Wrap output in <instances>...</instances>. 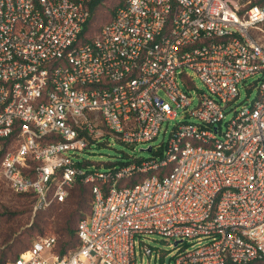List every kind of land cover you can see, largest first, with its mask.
Returning a JSON list of instances; mask_svg holds the SVG:
<instances>
[{"label":"built area","instance_id":"obj_1","mask_svg":"<svg viewBox=\"0 0 264 264\" xmlns=\"http://www.w3.org/2000/svg\"><path fill=\"white\" fill-rule=\"evenodd\" d=\"M263 1L128 0L83 42L92 0H0V182L35 194V213L78 181L93 193L77 250L60 257L41 236L4 264H136V239L155 234L204 243L172 264L264 261ZM187 70L209 93L190 113L199 123L148 160L104 172L75 160L104 137L156 140L193 105ZM256 76L258 98L225 122Z\"/></svg>","mask_w":264,"mask_h":264},{"label":"rangeland","instance_id":"obj_2","mask_svg":"<svg viewBox=\"0 0 264 264\" xmlns=\"http://www.w3.org/2000/svg\"><path fill=\"white\" fill-rule=\"evenodd\" d=\"M120 0H104L103 13L99 16L101 25L107 23L113 16L110 11L118 4ZM185 75L191 79V86H188L182 79L179 78V83L183 91L192 97L193 105L188 110H178V115L175 120L165 123L160 131L159 137L149 143L137 144L129 146L117 141L114 137H104L94 143L89 149L84 152L75 154L74 158L78 162H89L92 164L93 170L107 171L113 165L119 166L121 163H131L135 159L148 160L155 156V153H149L142 150H147L149 147L158 149L163 144L166 145L175 129L185 123H199L198 120L190 115L198 106L200 98L203 94H209L206 85L199 76L187 70ZM259 76L252 77L245 84L239 87L240 98L231 106V112L227 115L225 122L233 119L235 111H239L246 104H252L259 94ZM74 190V189H73ZM71 191L70 195L72 194ZM70 197V196H69ZM25 199L15 194L7 185L0 184V249H4L9 244L15 241L17 235L31 227L33 219L36 215L34 211L24 212L21 208V203ZM30 221V222H29ZM18 232L8 230L11 228ZM41 236H55L59 241V236L53 231H47L45 234L34 236L33 243ZM174 241L160 235H148L142 239H136V264H172L174 259L180 254L183 248L191 251L202 246L203 242L185 240L179 247L174 246ZM20 244V243H18ZM149 247L153 251L151 257L144 252L145 248ZM20 249H16L19 251ZM13 256L8 254V259Z\"/></svg>","mask_w":264,"mask_h":264},{"label":"trees","instance_id":"obj_3","mask_svg":"<svg viewBox=\"0 0 264 264\" xmlns=\"http://www.w3.org/2000/svg\"><path fill=\"white\" fill-rule=\"evenodd\" d=\"M127 1L128 0H120L118 4L110 11L111 15L114 17L116 11L119 8L125 6ZM103 2L104 0H92L90 4L91 18L85 26L82 35L83 42L91 41L97 34L101 32L102 28L112 20L113 17L107 23L101 25L99 16L104 11ZM262 4H264V1ZM89 164L92 165L89 162H85L82 166ZM126 164L128 163H121L120 165ZM114 166L116 165H113L112 167ZM165 171L167 173L170 170L166 169ZM142 178V176H136L126 183L128 186H134L140 182ZM0 184L6 185L3 182H0ZM17 195L25 199V202L21 203V208H23V210L25 209V213L34 211V206L37 201L35 194L29 193ZM92 202V185L84 184L83 182L78 181L72 194L65 202L55 203L46 210L36 212L31 227L17 235L15 241L9 244L7 247L0 249V264L17 259L20 254L29 250L33 246L32 240L34 236L38 234H45L47 231H53L58 234L59 241L57 240L58 242L55 253L60 257H65L69 253L77 250L80 246V240L78 238V226L82 220L86 219L90 215ZM8 230L18 232L13 230L12 227ZM16 249L20 250L16 251ZM8 254H11L13 257L8 259ZM251 264H264V261H254Z\"/></svg>","mask_w":264,"mask_h":264},{"label":"water","instance_id":"obj_4","mask_svg":"<svg viewBox=\"0 0 264 264\" xmlns=\"http://www.w3.org/2000/svg\"><path fill=\"white\" fill-rule=\"evenodd\" d=\"M142 151H146L149 153H152V147H149L147 150H142ZM182 241H178L174 243V246L177 247Z\"/></svg>","mask_w":264,"mask_h":264}]
</instances>
